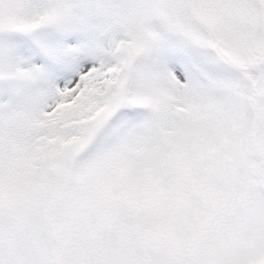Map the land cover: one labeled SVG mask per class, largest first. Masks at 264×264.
I'll list each match as a JSON object with an SVG mask.
<instances>
[{
    "label": "snow or ice",
    "instance_id": "1",
    "mask_svg": "<svg viewBox=\"0 0 264 264\" xmlns=\"http://www.w3.org/2000/svg\"><path fill=\"white\" fill-rule=\"evenodd\" d=\"M0 264H264V0H0Z\"/></svg>",
    "mask_w": 264,
    "mask_h": 264
}]
</instances>
